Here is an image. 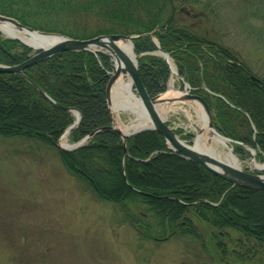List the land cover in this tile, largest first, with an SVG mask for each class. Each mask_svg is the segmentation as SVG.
<instances>
[{
    "label": "trees",
    "instance_id": "16d2710c",
    "mask_svg": "<svg viewBox=\"0 0 264 264\" xmlns=\"http://www.w3.org/2000/svg\"><path fill=\"white\" fill-rule=\"evenodd\" d=\"M197 3L202 7L195 17L214 14L211 0H0V14L77 38L137 34L132 41L138 73L150 95L163 92L170 76L168 62L152 53L155 39L190 90L205 98L217 131L249 143L264 158V78L226 44L220 28L179 17L185 4L194 8ZM247 13L262 20V27L249 32L264 41V5ZM32 52L0 34V63H18ZM113 70L111 55L101 50H63L25 68L60 105L20 74L0 72V135L55 148L66 169L96 197L121 207L124 221L141 239L189 236L218 262L264 264V190L234 185L180 156L155 129L127 136L124 146L109 126L105 86ZM64 106L81 113L71 141L93 132L84 145L70 150L56 146L73 121ZM232 145L235 152H245L240 144Z\"/></svg>",
    "mask_w": 264,
    "mask_h": 264
},
{
    "label": "rangeland",
    "instance_id": "374dc122",
    "mask_svg": "<svg viewBox=\"0 0 264 264\" xmlns=\"http://www.w3.org/2000/svg\"><path fill=\"white\" fill-rule=\"evenodd\" d=\"M262 5L264 0H211L214 14L205 12L195 17L202 6L197 3L193 8L185 4L182 7L185 14L179 17L203 27L212 23L220 28L226 44L238 51L237 56L248 64L253 74L264 78V41L249 32L262 27L263 22L247 13ZM154 42L158 44L155 39ZM152 52L162 56L170 67L166 82V89L171 83L170 89L159 95L168 105L161 118L190 144L196 132L193 126L198 127L195 125L198 115L192 99L183 98L189 87L178 76L169 52L167 57L158 47ZM111 60L114 64L112 57ZM133 92L137 96L134 89ZM110 113L112 123L122 133L120 126L134 115L128 110L112 113L110 109ZM89 134L90 138L93 132ZM67 141L76 142L69 138ZM245 147L244 153H237L242 160L241 169L264 174V169L251 160L261 162L256 149ZM226 263L218 262L189 236H171L159 241L141 239L124 221L121 207L96 197L66 169L55 148L38 147L33 140L23 137L0 135V264Z\"/></svg>",
    "mask_w": 264,
    "mask_h": 264
},
{
    "label": "water",
    "instance_id": "95a60500",
    "mask_svg": "<svg viewBox=\"0 0 264 264\" xmlns=\"http://www.w3.org/2000/svg\"><path fill=\"white\" fill-rule=\"evenodd\" d=\"M0 21H6L18 29H25L29 32L37 31L39 33H44V34L50 33V34L57 35V39L53 43H50L45 46H36V47L24 42L18 37L5 35L10 38H16L20 40L22 43L32 47L34 49V52L30 54L24 60L18 63H15V64L0 63V72H12V73L20 74L30 83H32L36 88L42 91L41 88L24 73L25 68L39 61H42L50 57L51 55L57 52L63 51V50H93L95 51V50H98V48H95V47H102L104 48V51H107L108 53H112V55L115 58L114 59L115 71L110 75V77L108 78L106 82V86H105L106 101H107L108 106L110 104L109 93H110L112 83L117 78L120 72L128 71L131 77V80H132L133 89L137 93V96L140 102L143 104L145 114L151 121L150 126L136 129L127 134L122 133L119 130V128H117L114 124H112L111 127L115 128L121 133V137L124 143H125L126 137L133 132L141 131L145 129H155L163 136L165 143L172 150L178 152L182 156H185L187 158L200 162L206 169L232 182V184H238L240 186L250 187V188H260L264 190V174H259V173H254V172L243 170L240 167L233 166L227 162H224L223 160L213 156L212 154H210L209 152L205 150L196 149L192 147L190 144L184 142L177 135V133L164 122V120L161 118V116L159 115L155 107V104L157 102L162 101L159 99L160 93L156 95H149L147 89L145 88V86L143 85L140 79L138 68H137L136 53H135L133 42H132V39L135 36L134 34H123V33L112 32V33L98 34L96 36H92L88 38H77V37L68 36L62 33L49 32V31L36 29V28H33L29 25H26L20 22L14 17L4 15V14H0ZM119 38H125L130 41L134 59L129 58L121 50V48L116 44V40ZM158 51L162 52L167 57L168 53L164 51L163 49H161L160 47H158ZM183 98H190V99L197 100L202 105L205 113L208 116V122H207L208 126L211 128H214L209 105L203 96H201L200 94L194 93V92L186 91L183 94ZM65 108L73 109L78 114L77 118L71 123L69 127L77 125L81 118L80 111L77 108H73V107H65ZM90 135L91 134H87L83 136L82 138H80L79 140L71 144V146H69L68 148L61 146L59 144L58 146L64 149H71V148L81 146L86 141V139L89 138ZM222 136L226 138L227 140L231 141V138L224 136V135Z\"/></svg>",
    "mask_w": 264,
    "mask_h": 264
},
{
    "label": "bare ground",
    "instance_id": "6f19581e",
    "mask_svg": "<svg viewBox=\"0 0 264 264\" xmlns=\"http://www.w3.org/2000/svg\"><path fill=\"white\" fill-rule=\"evenodd\" d=\"M0 32L3 35L18 37L21 40H23L24 42L31 44L34 47L48 45L50 43H53L57 39V35H55V34H50V33L44 34V33H39L37 31L29 32L25 29H18L6 21H0ZM116 44L121 48V50L129 58L134 59L133 52H132V46H131V43L129 40H127L125 38H119L116 40ZM110 54L114 60L115 59L114 56L112 55V53H110ZM254 79L259 80L257 77H254ZM170 85H171V83H169L167 86L168 90L170 89ZM188 85H189V83H188ZM168 90L166 91V93L168 92ZM41 92L45 96L50 98L49 95H47L43 90ZM169 95H171V93ZM167 98H169V97H167ZM187 99H190V98H187ZM52 101L55 102L54 100H52ZM109 102H110V109H111L112 113H114V112L116 113V111H118V110H128L129 112L134 114L133 118L131 120H129L128 123H124V124H122V126H120L123 133L127 134V133L132 132L136 129H140L142 127H146V126L151 125L150 119L145 114L143 104L140 102L138 96H136V94L133 92L132 80H131V77H130L128 71L120 72L119 75L117 76V78L112 83L110 93H109ZM192 102L194 105V109L198 115L197 123L195 124V125H198V127L193 126L195 128L196 132H195V136H194L192 142L190 143V145L196 149L205 150V151L209 152L210 154H212L213 156L223 160L224 162H227L233 166H237V167L241 168L242 167V160L237 155V152L234 151V149L231 147V145L229 144V142L226 138H224L221 134H219L214 128H211L208 126V124H207L208 116L205 113L204 109L201 108V106L199 105V102L195 99H192ZM55 103L59 104L57 102H55ZM167 107H168V105H165L164 100H162L161 102H159L157 104V110H158L160 116L162 115L161 112L165 111L167 109ZM73 114H74V117L76 119L78 114L75 110H73ZM112 122H113V119L111 117V124L109 125L110 127L113 124ZM71 123H69L67 126H65L64 129L62 130V133H61L62 135L60 136L59 142L56 141V146L58 148H60V146H58V144L66 147V148L71 146V143L69 141H67V139L69 138L68 136H69L70 132L77 126V125H75V126L69 127L71 125ZM145 130H147V129H145ZM136 132H138V131H136ZM136 132H133V133L129 134L128 136H130ZM85 135H87V134H85ZM126 139H127V137H126ZM235 141L237 144H240L243 148H246L245 146L249 147L250 149L254 148L252 145H250L247 142H243V141L238 140V139H235ZM125 143H126V140H125ZM125 143L123 142L124 146H125ZM82 145H84V143ZM60 149H64V148H60ZM64 150H67V149H64ZM152 152H154V154H156V153H158V150H153ZM125 153H126V148L124 147V154ZM179 155L182 156L181 154H179ZM182 157H184L186 159H190V158H187L185 156H182ZM257 158L259 160H261V162L255 161L253 158L251 160L254 162V164L258 168L264 169V158H259V157H257ZM190 160H193V159H190ZM193 161H196V160H193ZM196 162H198V161H196ZM234 185H238V184H234Z\"/></svg>",
    "mask_w": 264,
    "mask_h": 264
}]
</instances>
